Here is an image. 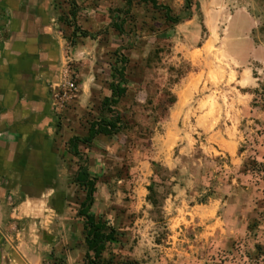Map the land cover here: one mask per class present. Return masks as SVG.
<instances>
[{
	"label": "rangeland",
	"instance_id": "374dc122",
	"mask_svg": "<svg viewBox=\"0 0 264 264\" xmlns=\"http://www.w3.org/2000/svg\"><path fill=\"white\" fill-rule=\"evenodd\" d=\"M135 17L123 41L129 46L124 77L136 95L143 94L142 114L152 117L129 118L91 163L95 192L89 212L114 231L102 260L264 264V65L249 66L257 87H240L239 69L222 57L194 53L188 59L176 52L179 41L173 25L162 27L163 11L148 21ZM87 21L79 25L89 35L83 41L104 47L108 25L93 29ZM66 44L77 45L70 37ZM254 68L263 71L257 76ZM175 86L180 103L171 106ZM205 112L211 120L202 118ZM74 171L71 162L68 181L60 185L67 196L61 212L43 211L28 238L38 246L28 264H87L76 215L84 192L71 183Z\"/></svg>",
	"mask_w": 264,
	"mask_h": 264
},
{
	"label": "crops",
	"instance_id": "0c3cea01",
	"mask_svg": "<svg viewBox=\"0 0 264 264\" xmlns=\"http://www.w3.org/2000/svg\"><path fill=\"white\" fill-rule=\"evenodd\" d=\"M152 1L168 8L170 17L186 18L171 29L179 41L176 52L188 59L194 53L220 56L229 67L239 69L235 81L240 87H257L258 78L252 77L249 66L264 65V0H191V12L183 10V0ZM155 12L162 10L138 0H0V264L35 259L38 246L28 238L37 232L43 211L61 212L67 197L60 189L68 181L65 170L72 162L76 171L81 163L69 154V140L86 137L89 123L99 119L115 63L119 57L127 60L129 48L123 41L129 21L135 15L148 21ZM65 20L74 22L78 31L73 33L70 25V31L64 30ZM85 20L92 28L107 24L105 46L114 43L115 48L98 47L96 40L88 47L83 40L89 35L79 28ZM161 21L163 28L171 25L164 14ZM113 23L122 31L113 29ZM69 37L77 44L70 49ZM66 63L76 75V91L61 107L53 85ZM254 70L257 76L263 71ZM123 78L125 92L111 108L112 116L123 126L129 118L148 121L152 116L140 111L142 92L135 94L124 72ZM175 88L171 106L180 103ZM202 118L211 120L208 112ZM133 129L127 130L135 133ZM116 136L99 134L87 146L77 144L90 177L91 163L105 153L101 146Z\"/></svg>",
	"mask_w": 264,
	"mask_h": 264
},
{
	"label": "trees",
	"instance_id": "16d2710c",
	"mask_svg": "<svg viewBox=\"0 0 264 264\" xmlns=\"http://www.w3.org/2000/svg\"><path fill=\"white\" fill-rule=\"evenodd\" d=\"M140 2H148L154 9H160L163 11L166 22L171 25L177 24L185 20L186 18L181 17H170L169 9L163 6L155 5V2L152 0H138ZM184 7L183 10L187 12L192 11L191 0H183ZM119 13V12H115ZM71 16L72 12L69 13ZM72 27V32H77V28L72 22L70 25ZM111 27L118 32H121V26L119 24H111ZM81 35L85 36V32H80ZM129 46H127L128 48ZM127 60L124 57H119V60L116 61L115 66L111 75V82L108 84V90L110 92L107 98H104L100 104L101 115L96 122H91L88 125L86 132V137L84 138H71L68 143L67 149L69 154L80 160V164L77 165L75 171L74 182L75 185L82 189L84 196L79 203L78 209L76 211L77 217L82 220V229L84 231V245L86 252L84 258L87 264H105L101 258V254L104 251L106 244H110L114 241V231L101 219H96L93 214L89 212L93 204V194L95 192V179L90 177L86 167V158L77 151V144L89 145L93 138L99 134L101 135H113L118 133L123 129V123L118 120L116 116H112L111 108L116 105L119 98L124 94V78L123 72L125 70ZM154 166V165H153ZM151 189L149 188V191ZM151 205L152 201L149 198L146 199Z\"/></svg>",
	"mask_w": 264,
	"mask_h": 264
},
{
	"label": "built area",
	"instance_id": "2783aa9c",
	"mask_svg": "<svg viewBox=\"0 0 264 264\" xmlns=\"http://www.w3.org/2000/svg\"><path fill=\"white\" fill-rule=\"evenodd\" d=\"M56 89L57 102L61 105L68 104L74 98L76 85L74 74L70 71L68 64H65V69L62 71L56 84L53 85Z\"/></svg>",
	"mask_w": 264,
	"mask_h": 264
}]
</instances>
